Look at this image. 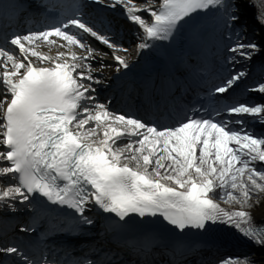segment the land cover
<instances>
[{
	"label": "snow or ice",
	"instance_id": "6c2138e0",
	"mask_svg": "<svg viewBox=\"0 0 264 264\" xmlns=\"http://www.w3.org/2000/svg\"><path fill=\"white\" fill-rule=\"evenodd\" d=\"M0 264H264V0H0Z\"/></svg>",
	"mask_w": 264,
	"mask_h": 264
},
{
	"label": "bare ground",
	"instance_id": "6f19581e",
	"mask_svg": "<svg viewBox=\"0 0 264 264\" xmlns=\"http://www.w3.org/2000/svg\"><path fill=\"white\" fill-rule=\"evenodd\" d=\"M53 54H54V52H53Z\"/></svg>",
	"mask_w": 264,
	"mask_h": 264
}]
</instances>
